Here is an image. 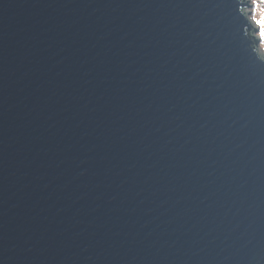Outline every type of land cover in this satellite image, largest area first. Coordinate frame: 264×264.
Returning a JSON list of instances; mask_svg holds the SVG:
<instances>
[{"label":"water","instance_id":"1","mask_svg":"<svg viewBox=\"0 0 264 264\" xmlns=\"http://www.w3.org/2000/svg\"><path fill=\"white\" fill-rule=\"evenodd\" d=\"M249 7L0 0V264H264Z\"/></svg>","mask_w":264,"mask_h":264},{"label":"rangeland","instance_id":"2","mask_svg":"<svg viewBox=\"0 0 264 264\" xmlns=\"http://www.w3.org/2000/svg\"><path fill=\"white\" fill-rule=\"evenodd\" d=\"M246 4L250 5L247 12H250V16L247 18L251 23L250 37L256 42V50L261 58L264 60V40H261L258 25L255 23V20L260 17V5L259 2L255 5L252 3V0H245ZM254 23V25H253Z\"/></svg>","mask_w":264,"mask_h":264},{"label":"snow or ice","instance_id":"3","mask_svg":"<svg viewBox=\"0 0 264 264\" xmlns=\"http://www.w3.org/2000/svg\"><path fill=\"white\" fill-rule=\"evenodd\" d=\"M260 7V17L255 20V23L258 25L260 38L264 40V0H259Z\"/></svg>","mask_w":264,"mask_h":264},{"label":"trees","instance_id":"4","mask_svg":"<svg viewBox=\"0 0 264 264\" xmlns=\"http://www.w3.org/2000/svg\"><path fill=\"white\" fill-rule=\"evenodd\" d=\"M258 2H259V0H252V3L255 4V5H256ZM249 36H250V33H249ZM250 38H252V36H251Z\"/></svg>","mask_w":264,"mask_h":264},{"label":"bare ground","instance_id":"5","mask_svg":"<svg viewBox=\"0 0 264 264\" xmlns=\"http://www.w3.org/2000/svg\"><path fill=\"white\" fill-rule=\"evenodd\" d=\"M243 2H244V0H243ZM260 56V55H259ZM261 57V56H260ZM263 60V59H262Z\"/></svg>","mask_w":264,"mask_h":264}]
</instances>
